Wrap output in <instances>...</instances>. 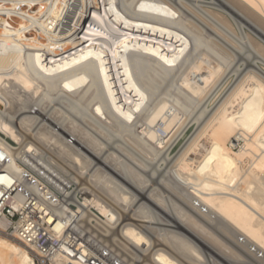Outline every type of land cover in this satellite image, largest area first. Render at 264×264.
<instances>
[{
    "label": "bare ground",
    "instance_id": "6f19581e",
    "mask_svg": "<svg viewBox=\"0 0 264 264\" xmlns=\"http://www.w3.org/2000/svg\"><path fill=\"white\" fill-rule=\"evenodd\" d=\"M229 1L264 26V0ZM179 3L0 0V164L67 175L128 264H264V77L249 69L220 98L226 66ZM18 237L0 232V264H39Z\"/></svg>",
    "mask_w": 264,
    "mask_h": 264
},
{
    "label": "built area",
    "instance_id": "2783aa9c",
    "mask_svg": "<svg viewBox=\"0 0 264 264\" xmlns=\"http://www.w3.org/2000/svg\"><path fill=\"white\" fill-rule=\"evenodd\" d=\"M41 165L22 162L15 171L1 160L0 176L8 180H0V232L16 231L34 245L39 264H54L57 257L75 261L66 264H128L84 217V190Z\"/></svg>",
    "mask_w": 264,
    "mask_h": 264
},
{
    "label": "rangeland",
    "instance_id": "374dc122",
    "mask_svg": "<svg viewBox=\"0 0 264 264\" xmlns=\"http://www.w3.org/2000/svg\"><path fill=\"white\" fill-rule=\"evenodd\" d=\"M179 1L181 0H173V3L176 4L177 2V4H179V6L182 7V4L179 3ZM184 1L188 2L190 6L193 7V8L191 7L190 10L187 9L188 10L187 12L189 17L191 16V18L195 21L196 26L194 25V27L193 26L190 27L189 31L191 30L192 33L194 32L193 34H203L204 36L207 35L206 38L208 39L206 40L208 41V45L205 46L203 45L202 47L203 50L201 51L202 52L206 51L212 57H215L217 59V62H220L222 63V65L226 66L227 70L223 74L222 76L223 78L221 77L220 81L217 82L218 84H221L220 87L216 84L218 87L217 88L214 87L213 89L214 91H218V89L219 88L221 89L222 86V89L220 91L221 94L219 93L220 98L229 90V86L232 87L241 77H243L244 73L247 72V70L249 69L252 68L253 70L255 69V71H257L261 76L264 77V58H263L264 53H260V51L256 50L257 47L252 45L255 44L254 41H256V43L259 42V44H262L264 47L263 25L261 26V24H259L254 17L248 15V13L245 10L243 11L241 8L235 6L229 0H184ZM212 12L218 13L220 16H223L226 22L224 23L225 20L221 21L215 18L214 17L215 13ZM212 23L214 26H212ZM197 24L199 25V27ZM198 30L200 32L202 31V33L198 32ZM217 34H219V36ZM229 55L231 56L233 55L234 59ZM226 80H227V84L225 83ZM163 88L165 89V87H162L160 89L161 92L164 91ZM3 103L4 100L0 97V107H3L4 105ZM194 130H196V126H191L187 128L185 133L178 138L177 143H175L174 146L172 147V154L175 155L179 152V150L185 145L188 139L192 136ZM162 133L164 134V132ZM173 196L177 198V200L180 199L178 198L179 196L176 193L175 194L173 193ZM180 203L182 204L183 202ZM215 225L213 224L211 228L212 229L216 228L215 230H219L218 227H216L217 225L216 226ZM213 226L215 227L213 228ZM175 230L177 231L179 230V233H182L184 235L187 234L188 237L190 236L189 238L192 240V242H194L198 247H201L200 249L202 250V252L205 251L204 253L206 254L207 257L208 251L204 243L202 244L200 240H197L196 238L192 237L191 235L186 233V231H184L183 229H175ZM145 231H147L148 233L149 230L147 229ZM149 233L152 236V232L149 231ZM206 244L210 246L207 242ZM221 264H225V263H221Z\"/></svg>",
    "mask_w": 264,
    "mask_h": 264
}]
</instances>
